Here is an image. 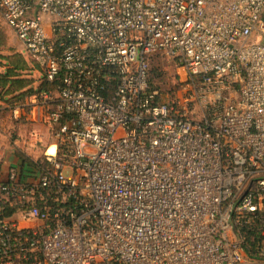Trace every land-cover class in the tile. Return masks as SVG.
I'll return each instance as SVG.
<instances>
[{
  "label": "built area",
  "instance_id": "obj_1",
  "mask_svg": "<svg viewBox=\"0 0 264 264\" xmlns=\"http://www.w3.org/2000/svg\"><path fill=\"white\" fill-rule=\"evenodd\" d=\"M0 14L54 85L11 115L56 137L35 181H0V264H264V0H0ZM154 57L178 64L167 101Z\"/></svg>",
  "mask_w": 264,
  "mask_h": 264
},
{
  "label": "trees",
  "instance_id": "obj_2",
  "mask_svg": "<svg viewBox=\"0 0 264 264\" xmlns=\"http://www.w3.org/2000/svg\"><path fill=\"white\" fill-rule=\"evenodd\" d=\"M7 47L8 37L0 26V68L4 69L3 72H0V99L7 102L11 112L15 107H24L32 96L44 90L53 89L54 85L46 82L44 79L38 87H35L36 80L23 74V72L30 70L27 60L19 53L13 52L11 55L3 54L5 50H7ZM8 50L10 51V49ZM168 71L167 68L161 66L151 67L149 77L151 92L160 90L162 86H165V92L169 96L172 97L176 94L181 86L179 76L175 73L174 78ZM19 153L21 160L24 163V168L21 173L24 172V176L27 173H36L38 169L37 162L30 161V159L25 157L21 151H19ZM254 235L255 231H248L247 240L250 244L248 248L251 255H256L257 250L262 245L261 240L258 241V239H256L255 243H251V237Z\"/></svg>",
  "mask_w": 264,
  "mask_h": 264
},
{
  "label": "rangeland",
  "instance_id": "obj_3",
  "mask_svg": "<svg viewBox=\"0 0 264 264\" xmlns=\"http://www.w3.org/2000/svg\"><path fill=\"white\" fill-rule=\"evenodd\" d=\"M0 26L8 37V47L3 54L11 55L13 52L22 54L30 66V70L23 72V74L36 80L35 87H38L42 80H44L43 67L28 55L23 44L20 42L15 32L8 27L1 14ZM8 49H10V51ZM176 64L177 63L174 61L166 60L161 57L154 58L151 61V67L161 66L163 68H167L169 70V74L173 77L175 76V73L177 74L176 66L178 64ZM3 71L4 69L0 68V72ZM165 90L166 87L162 86L159 92L162 94L163 100L167 101L171 96H169ZM4 127L5 130H2L1 137L10 139V149L16 148L17 150L23 152V155L33 162L41 161L45 157L49 148L56 141L54 128L37 122H18L11 114L9 115L8 124L4 123ZM0 128H2V126H0Z\"/></svg>",
  "mask_w": 264,
  "mask_h": 264
},
{
  "label": "crops",
  "instance_id": "obj_4",
  "mask_svg": "<svg viewBox=\"0 0 264 264\" xmlns=\"http://www.w3.org/2000/svg\"><path fill=\"white\" fill-rule=\"evenodd\" d=\"M10 114L11 112L9 105L7 104L6 101H2L0 99V126H2V128H0V151L2 150V148L6 149L3 152L4 159L0 160V181H3L4 183L9 182L10 171L12 169H16L21 173L24 168V163L21 160L19 151H17L16 148H12V147H11L12 149H10V139L1 137L2 130H5L4 123L8 124ZM21 175L28 182H33L36 179L34 178L35 173H27L24 176V172H23L21 173Z\"/></svg>",
  "mask_w": 264,
  "mask_h": 264
}]
</instances>
